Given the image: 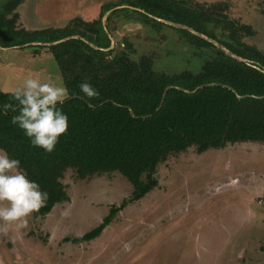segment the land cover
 <instances>
[{
    "label": "trees",
    "instance_id": "trees-1",
    "mask_svg": "<svg viewBox=\"0 0 264 264\" xmlns=\"http://www.w3.org/2000/svg\"><path fill=\"white\" fill-rule=\"evenodd\" d=\"M22 2L8 0L0 5L1 49L19 45L47 49L69 91L58 105L67 113L69 126L49 153L33 147L11 123L17 102L11 92L0 90V148L18 158L29 178L48 193L34 215L44 218L56 204L70 201L63 178L71 169L81 179L119 172L133 185L131 196L111 205L98 226L67 241L98 237L118 212L158 186V167L171 156L190 148L201 153L242 142L264 144V51L245 41L255 31L250 24L231 18L226 3L111 0L102 4L100 15L93 20L74 17L63 27L31 30L18 26L17 8ZM120 5L127 7L116 8ZM112 9L106 30L103 17ZM120 16L149 26L162 40L166 39L163 28L173 29L178 42L202 58L200 69L169 73L155 69L150 54L135 58L130 37L116 40L113 24ZM155 17L187 25L243 60L188 29ZM108 32L116 40L113 48ZM67 37L71 38L57 44H40ZM83 80L95 89L92 97L80 92L78 85ZM200 85L204 87L195 93L185 91ZM261 249L264 252V246Z\"/></svg>",
    "mask_w": 264,
    "mask_h": 264
},
{
    "label": "rangeland",
    "instance_id": "rangeland-1",
    "mask_svg": "<svg viewBox=\"0 0 264 264\" xmlns=\"http://www.w3.org/2000/svg\"><path fill=\"white\" fill-rule=\"evenodd\" d=\"M107 1L23 0L18 26L40 30L74 17L90 21ZM195 1L226 3L231 18L253 27L245 41L264 51V0ZM120 17L113 24L116 40L130 37L135 58L150 54L155 69L169 73L200 69L202 58L180 44L173 29L163 28L162 40L149 26ZM29 75L63 84L47 49L0 48V90L11 92ZM156 177L158 186L118 212L98 237L74 243L67 240L98 226L111 205L131 196L133 185L119 172L81 179L68 170L63 182L70 201L44 218L31 213L23 225L0 221V264H264L263 143L201 153L190 148L160 164Z\"/></svg>",
    "mask_w": 264,
    "mask_h": 264
},
{
    "label": "clouds",
    "instance_id": "clouds-1",
    "mask_svg": "<svg viewBox=\"0 0 264 264\" xmlns=\"http://www.w3.org/2000/svg\"><path fill=\"white\" fill-rule=\"evenodd\" d=\"M78 87L87 97L95 95L87 80L81 81ZM10 94L18 106L11 123L22 130L33 147L52 152L69 126L67 113L58 106L69 96L68 89L51 79L29 75ZM3 107L7 109L8 105ZM47 199V191L29 178L20 160L0 148V221L23 225L25 218L39 210Z\"/></svg>",
    "mask_w": 264,
    "mask_h": 264
},
{
    "label": "water",
    "instance_id": "water-1",
    "mask_svg": "<svg viewBox=\"0 0 264 264\" xmlns=\"http://www.w3.org/2000/svg\"><path fill=\"white\" fill-rule=\"evenodd\" d=\"M123 7H127V5H120V6H117L116 8H123ZM112 11H113V9H112V10H109V11L106 13V15L103 17V24H104V27H105L106 30H107V27H106V17H107ZM155 18H156L158 21L163 22V23H165V24H167V25L174 26V27H178V28H185V29H188V30H190L191 32L195 33L196 35L201 36V37H203V38H205V39H207V40L213 42L214 44H216L218 47H220V48H222L223 50H225L228 54L232 55L233 57H235V58H237V59H239V60H243L242 58L238 57L237 55H235L234 53H232L230 50H228L225 46L221 45L220 43L214 41L213 39H211V38H209V37H207V36H205V35H203V34L197 32V31H195L194 29H192L191 27H188L187 25H183V24H180V23H175V22H172V21H169V20H166V19H163V18H159V17H155ZM108 35L111 37V34H110L109 32H108ZM68 38H71V37H67V38H65V39H62V40H59V41H56V42H53V43H40V44H42V45H52V44H57V43H59V42H61V41H64V40H66V39H68ZM111 38H112V37H111ZM31 44H37V43L32 42V43H28V44H26V45H31ZM21 46H23V45H19L18 47H21ZM114 46H115V41H114V39L112 38V44H111L110 48H113ZM0 48H1V47H0ZM3 49H6V48H3ZM108 49H109V48H108ZM212 84H214V83H212ZM202 87H204V85H200V86H198L197 88H195L194 90H187V89H185V91H186V92H189V93H195L196 91H198V90L201 89ZM168 89H169V87L166 88V90H165V92H164V96H165V94H166V92H167ZM239 97L242 98V97H244V96H239ZM161 104H162V103H161ZM160 106H161V105H160ZM160 106H159V107H160Z\"/></svg>",
    "mask_w": 264,
    "mask_h": 264
}]
</instances>
